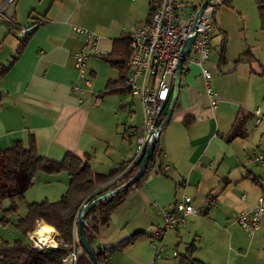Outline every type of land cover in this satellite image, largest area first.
Wrapping results in <instances>:
<instances>
[{
    "label": "crops",
    "instance_id": "0c3cea01",
    "mask_svg": "<svg viewBox=\"0 0 264 264\" xmlns=\"http://www.w3.org/2000/svg\"><path fill=\"white\" fill-rule=\"evenodd\" d=\"M180 1L196 4L201 0ZM149 6V0H0V65L11 62L0 75V149L16 140L27 146L32 136L40 155L60 160L71 152L87 159L98 172L132 158L143 119L141 102L137 107L133 99L137 96L122 88L119 69L95 54L87 63L90 83L81 80L75 89L73 52L83 43L77 27L98 34V46L108 53L115 39L148 21ZM214 23L210 58L214 45L220 44L216 61L211 59L216 105L209 103L198 66L189 63L180 74L176 101L158 135L159 151L146 179L93 232L99 246L143 232L122 249L105 253L104 260L111 264H161L173 257V247L181 256L189 242L195 246L192 257L201 264H227L208 241L209 225L237 221L241 209L253 207L258 196H264V165L249 159L264 148V62L246 33L235 38L215 16ZM31 30L13 59L22 33ZM223 43L224 56L219 59ZM108 83L110 89L103 91ZM171 93L172 87L167 107ZM256 107L261 112L259 122H255ZM60 180H66V186L51 190L52 181ZM68 181L64 170L38 171L32 183L41 184L38 190L45 186L40 200L55 201ZM50 191L61 193L51 197ZM23 194L14 197L18 212L8 215L6 228L26 213L27 202L40 201L28 200L19 206ZM186 194L199 211L186 214L182 223L166 230L163 249L155 256L157 242L150 234L162 221L159 206L169 207ZM91 223L88 220L89 228ZM15 238L8 239L0 230V239L12 242ZM232 239L248 261L252 256L261 258L264 223L254 235Z\"/></svg>",
    "mask_w": 264,
    "mask_h": 264
},
{
    "label": "trees",
    "instance_id": "16d2710c",
    "mask_svg": "<svg viewBox=\"0 0 264 264\" xmlns=\"http://www.w3.org/2000/svg\"><path fill=\"white\" fill-rule=\"evenodd\" d=\"M263 2L264 0H257L261 14L262 29H264ZM221 3L230 5L231 0H220L218 6ZM150 12L149 6L147 20L149 19ZM4 24L6 27L9 25L8 21H4ZM33 30L22 33L23 35L19 39L13 59L19 54ZM224 51L223 43L219 59L223 58ZM130 52V39L127 32L113 41L111 50L108 53L98 54L119 69L120 81L123 83L122 88L128 90L129 88L126 85L128 67L125 64V59L130 55ZM10 63L0 65V75L4 73ZM109 89L110 84L108 83L103 91ZM166 110L162 109L157 125L161 123ZM158 146L157 139L145 170L139 178L121 191L111 193L102 198L88 209L83 229L99 264H111L109 261L104 260L103 255L105 253L118 251L143 234L142 231H136L110 245L99 246L95 244L93 232L100 225H105L109 221L113 210L123 201L131 189L143 183L149 168L152 167L155 161V157L159 151ZM143 154L142 152L133 160L132 158L122 160L107 172H98L91 168L87 159L82 160L71 152H65L60 160H52L40 155L37 152L32 136L29 137L27 146H24L20 140H16L11 146L0 149V211L2 212L0 224L5 225L10 222L8 215L17 211L14 197L22 195L32 184L36 172L54 173L64 170L69 175L68 186L59 199L55 201L43 199L27 202L26 213L23 216H18L13 221L14 228L26 235L27 232L35 228L39 220H43L55 228L57 245L33 247L28 240L24 241L22 238H15L12 242L0 239V264H64L62 256L72 248L74 242L80 252L81 258L79 262L81 264H91L88 255L78 242L76 218L80 207L85 200L92 198L95 194L113 190L125 183L135 173ZM5 200L8 201L6 207L3 206ZM88 220L92 221L90 228L87 226ZM194 247L193 242H189L186 245L179 264H201L199 260L192 257Z\"/></svg>",
    "mask_w": 264,
    "mask_h": 264
},
{
    "label": "built area",
    "instance_id": "2783aa9c",
    "mask_svg": "<svg viewBox=\"0 0 264 264\" xmlns=\"http://www.w3.org/2000/svg\"><path fill=\"white\" fill-rule=\"evenodd\" d=\"M201 1L188 4L180 0H149L151 12L148 21L128 32L131 52L127 60L126 85L130 93L139 98L143 110L142 123L135 134L136 149L133 159L144 151V142L149 132L156 133L160 113L169 99L181 49L189 37H192V40L182 61L181 73L185 72L189 63L197 65L209 103L211 106L216 105V89L209 66H215L210 54L215 27L214 13L220 0H209L200 13H197ZM76 29L83 34L81 48L73 52L76 78L72 86L78 89L81 80L87 85L90 83L88 58L93 54L105 52L98 46V34L86 28ZM254 113L255 122H259L261 120L259 107L254 109ZM249 159L264 165V148L253 152ZM198 211L199 208L192 203V197L187 194L176 199L169 207L159 206L162 221L150 234V237L157 242L154 245L155 256L163 249L161 238L166 230L182 223L186 214ZM237 221L247 235H254L264 223V196H258L253 207L241 209ZM38 226L39 223L26 234L31 245L33 247L57 245L56 232L53 229L47 231V234L55 240L54 243H49L40 239ZM177 255V251L173 249L172 256ZM262 257L264 260V243ZM80 258L75 242L62 256L63 261L71 264H81Z\"/></svg>",
    "mask_w": 264,
    "mask_h": 264
},
{
    "label": "rangeland",
    "instance_id": "374dc122",
    "mask_svg": "<svg viewBox=\"0 0 264 264\" xmlns=\"http://www.w3.org/2000/svg\"><path fill=\"white\" fill-rule=\"evenodd\" d=\"M233 6V7H232ZM238 6V7H237ZM240 11V13H238ZM263 16H264V2H263ZM215 18L219 23L225 24L226 27L229 29V32H231V36H235L237 38L238 36H242L243 33H246V37L248 38V41L254 45L255 51L259 54V58L262 62H264V29L261 27V14L260 9L257 3V0H231L230 5H226L224 3H221L214 13ZM242 33V34H241ZM220 48V44H216L213 47L212 52V59L213 61H216L217 58V51ZM210 70L212 71V66H209ZM134 102L136 103V106H140V101L137 97H133ZM167 109V103L163 106V110ZM62 174V173H61ZM63 187L66 186V180H60V181H52L50 184L51 190H55V188L60 185ZM40 183L34 182L32 183L27 190L24 192L22 198L19 200V206H24L25 202L28 200L33 199H41L43 197L46 189L44 184H42L41 190H38L40 187ZM49 196L51 197H59L60 191H57L56 193H59L58 196H55L56 193L53 191L48 192ZM5 205H8L7 200L3 202ZM18 209V206H17ZM23 210V208H21ZM18 212V211H17ZM37 224V223H36ZM43 224V223H42ZM3 226L0 230L3 231L6 235V237L10 240L15 238L19 235V237L22 238V240L27 241V235L23 233H18L14 230V226L12 227L10 224L6 228L4 224H0ZM209 229L206 233L207 236H209L208 241H210V245L215 251V253L221 257L222 262H226L227 264H264L263 259L261 258H255L252 256V261H248L246 259V256H242L239 253V248L237 247V243L233 241L232 236L246 237V233H244L242 227L240 224L238 225L237 221L234 222H222L218 221L217 223L209 225ZM36 227V225H35ZM16 235V236H15ZM211 237V239H210ZM55 241V240H54ZM202 242V239L199 240ZM204 241H207L206 239ZM183 242L180 243V248H182ZM228 246L230 248H228ZM173 249L177 250L178 247H173ZM182 259L181 256L178 254L177 256L169 257L166 259H163L161 264H174L178 263V260ZM64 264H70L68 261H65Z\"/></svg>",
    "mask_w": 264,
    "mask_h": 264
},
{
    "label": "water",
    "instance_id": "95a60500",
    "mask_svg": "<svg viewBox=\"0 0 264 264\" xmlns=\"http://www.w3.org/2000/svg\"><path fill=\"white\" fill-rule=\"evenodd\" d=\"M208 2H209V0H202L201 4H200V8L198 9L197 13H200L201 9H203V7ZM191 40H192V37L187 38L184 46L181 49L179 61L177 63V67H176V72H175V75H174L173 81H172V93H171L169 104H168V107L166 110V114L164 115L161 123L158 125L156 133L154 131H150L148 136L146 137L145 142H144V154L142 156V159H141L135 173L132 175V177H130L121 186H119L113 190H107V191H103V192L95 194L92 198H90V199L88 198L87 200H85L80 207V210H79L77 218H76L78 242L81 245V247L83 248V250L86 252V254L88 255V257L91 261V264H99V262L97 261V259L95 257L93 248L91 247L90 243L88 242V240L85 236V232L83 229L85 215H86L88 209L92 205H94L95 203H97L99 200L106 197L107 195H109L111 193L119 192L123 188H125L126 186L131 185L137 178H139L141 176V174L145 170V167L148 163L149 157H150V155H151V153L155 147L156 141L158 139V135H159L162 127L164 126V124L170 118V115L172 113V110H173V107H174V104L176 101V97L178 94V89H179V79H180V74H181L182 61L184 59V55H185V53H186V51L190 45Z\"/></svg>",
    "mask_w": 264,
    "mask_h": 264
},
{
    "label": "bare ground",
    "instance_id": "6f19581e",
    "mask_svg": "<svg viewBox=\"0 0 264 264\" xmlns=\"http://www.w3.org/2000/svg\"><path fill=\"white\" fill-rule=\"evenodd\" d=\"M49 230H52V227L47 224H39L38 226V231L40 232V239L49 243H54V239L49 236V234H47V231Z\"/></svg>",
    "mask_w": 264,
    "mask_h": 264
}]
</instances>
